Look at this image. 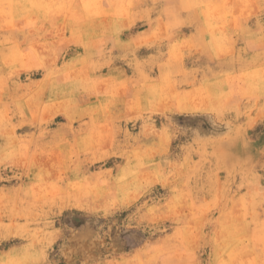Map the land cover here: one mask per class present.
<instances>
[{
  "label": "rangeland",
  "instance_id": "1",
  "mask_svg": "<svg viewBox=\"0 0 264 264\" xmlns=\"http://www.w3.org/2000/svg\"><path fill=\"white\" fill-rule=\"evenodd\" d=\"M0 264H264V0H0Z\"/></svg>",
  "mask_w": 264,
  "mask_h": 264
}]
</instances>
